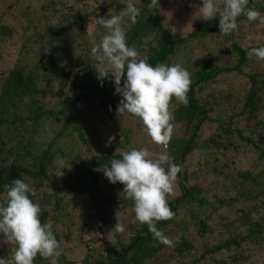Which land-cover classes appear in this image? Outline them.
<instances>
[{
    "label": "trees",
    "instance_id": "1",
    "mask_svg": "<svg viewBox=\"0 0 264 264\" xmlns=\"http://www.w3.org/2000/svg\"><path fill=\"white\" fill-rule=\"evenodd\" d=\"M25 1L9 6H23ZM76 1L75 7L64 0H36L33 8L20 9L22 17L12 22L0 13V202L6 198L5 185L15 179L34 187L37 196L30 198L41 206V222L52 224L63 249L60 227L78 243L76 247L83 245L92 254L81 264H165L173 258L179 264H264V61L247 56L249 49L264 46V40L247 41L245 36L248 29L255 33L261 29L264 35V24L241 16L238 30L221 36L217 15L210 21L198 20L191 33L177 38L163 23L160 10L155 14L147 10L151 0H133L141 14L135 24L126 20L128 45H135L153 66L180 64L192 80L187 106L175 98L170 104L174 133L169 145L164 148L149 140L151 151L167 153L182 168L194 152L210 148L217 175L235 163L227 150L253 156L252 164L236 176L225 174L222 192L235 189L232 198L217 195L212 201L199 185H187V174H178L180 194L167 198L174 215L156 223L172 241L169 246L155 239L147 224L135 220L133 201L120 195L124 186L111 183L103 173L104 165L122 158L121 152L148 146L134 145L138 132L130 123L138 120L144 125L131 114L118 115L122 96L115 94L114 77L109 73L101 80L91 54L92 41L99 43L107 34L98 18L108 16L110 9L119 14L126 0ZM249 7L264 14V0H249ZM43 11L51 21L41 29L36 24L45 17ZM57 11L63 13L59 21L52 18ZM39 12L41 16L36 15ZM22 19L26 28L20 26ZM32 28L31 37L22 41L24 30ZM226 79L237 82L239 89L229 82L232 89L221 90L217 84ZM20 105L24 112H18ZM205 125L212 130L205 139L212 145L208 147L200 141ZM45 126L53 134L50 142ZM57 157L70 169L61 168ZM243 199L254 205L236 219L239 227L228 223L212 227L221 207L237 208ZM117 214L125 231H115V241H107ZM193 227L205 238L203 248L192 262H183L180 257L188 249ZM2 241L0 234V258H5L10 245ZM43 261L37 255L34 264ZM58 264L74 263L63 252Z\"/></svg>",
    "mask_w": 264,
    "mask_h": 264
},
{
    "label": "clouds",
    "instance_id": "2",
    "mask_svg": "<svg viewBox=\"0 0 264 264\" xmlns=\"http://www.w3.org/2000/svg\"><path fill=\"white\" fill-rule=\"evenodd\" d=\"M125 5L117 15L110 9L108 16L98 18V24L107 29V34L99 43L92 41L91 54L97 61L95 69L101 80L109 73L114 77L115 94L122 96L117 105L118 115L127 113L138 117L151 141L167 148L174 133L170 104L175 98L187 106L191 73L180 64L153 66L135 45H128L126 20L135 24L141 9L133 0H126ZM146 7L155 14L161 11L160 0H151ZM194 7H197L195 18L210 21L219 16L221 36L232 35L238 30L237 19L241 16L264 24V14L249 7V0H222V3L203 0L201 6ZM170 30L175 35L177 29L171 27ZM247 56L264 61V46L249 49ZM45 131L50 142L53 134L47 126ZM120 155L122 158L104 165L105 177L113 184L119 182L124 186L120 195L133 201L135 220L147 224L155 239L170 246L172 241L157 229L156 223L174 215L167 198L174 192L181 166L167 153L152 152L147 147L132 148ZM57 162L63 169L71 167L63 158L57 157ZM5 188L7 198L0 202V234H3L2 243L10 245V252L7 257L0 258V264H34L37 255L49 264H58L64 249L52 231V224L41 222V206L30 198L37 196L36 189L22 179L13 180ZM117 221L113 230L123 233L125 228L118 214Z\"/></svg>",
    "mask_w": 264,
    "mask_h": 264
},
{
    "label": "rangeland",
    "instance_id": "3",
    "mask_svg": "<svg viewBox=\"0 0 264 264\" xmlns=\"http://www.w3.org/2000/svg\"><path fill=\"white\" fill-rule=\"evenodd\" d=\"M16 1L17 0H0V13H6L7 14L6 18L9 19L10 22H12V19L14 17H20V16L22 17L20 13V9L22 11V9H25V7H27V5L32 6L36 4V0L32 2L30 0H26L23 6H16V5L13 7L9 6L15 3ZM64 1H67L68 2L67 4H75V7L77 6L76 0H64ZM202 3H203V0H161L160 2L161 19L163 23L166 26H168L169 30L171 29V27H175L177 29L174 35L175 37L180 38V37L186 36L194 30V28L196 27V24L199 23L198 20L201 19V18L194 17L195 12L197 10V7H194V5L201 6ZM46 12L47 11L42 12L43 15L45 16L44 18L42 16L43 18L42 22H37L36 24L41 29L44 28L46 21H49V22L51 21V15ZM42 13L39 12L36 15L41 16ZM36 15H31V17L34 18L36 17ZM62 16H63V13L59 11H57V15L52 14V18H54L55 21H59L61 19L60 17ZM20 22H21L20 26L23 28H26L27 23L25 24L24 19H22ZM255 31L256 30H249V29L247 31L245 30V36H246L247 41L254 40V39H256V41H260V39L264 40V35L262 34V30L259 29L257 30L258 32L256 33ZM24 32H25V35L23 36V38H20L22 41H25L27 37H31L32 35L31 33H33V28L29 32L26 30H24ZM21 57H25V56H21ZM228 80L227 79L223 81L220 80L217 86L220 87L221 90L225 92L231 90L232 88L239 89L237 82L232 81V79H228ZM229 82L232 88L229 87ZM22 107L23 105L19 106L18 112L20 113L24 112V108ZM91 115H94V113H91ZM130 126H133L134 131L138 132L133 142L134 145H137V144L141 146L148 145L147 148H149L150 151L151 149L154 150L153 147L151 146L152 142L150 143L149 141L151 139L149 135L147 134L145 128L142 126V124L140 125L138 120H132V122L130 123ZM211 131L212 130L208 127V125H205V129H203L202 131L203 133L201 134V137H200V141H202L201 142L202 147L212 146L205 140L208 138ZM156 152L164 153L163 151H160V150ZM81 153L83 154L85 153V151L82 150ZM219 154L221 158L223 159L225 158L221 153ZM226 154L230 161L234 160L233 158V154H234L235 163L232 164L231 162L230 168L228 170H225V172H223L222 174L217 175L213 172L215 167L217 166V163L214 162L215 160L214 151L208 148L207 151L203 149V150H198L194 152L188 158V160L182 165L183 174L185 173L188 175L189 180L187 182V185L188 186L199 185L204 191L203 196L206 198H209L212 201L216 200L217 195L226 196L227 198L235 197L237 193L235 189L222 192V187L225 186V184L227 183L225 174L231 173L232 175L236 176L239 170H244L245 168L249 167L252 164L253 156L252 157L246 156L245 153L242 151L236 154L235 150L233 149L227 150ZM178 194H180V191L176 185L174 188V192L168 197L171 198ZM253 205H254V202H252L251 200L243 199V200H239L237 208L230 207L231 205L221 207L219 209L220 210L219 214L214 217L216 221L215 220L213 221L214 224L212 227L217 228L223 223L230 224L231 228H237V226L239 227V225L236 222V219H238L242 215L243 210H248L249 208L253 207ZM196 210L200 211V207H197ZM185 217L187 221L189 219V216L185 215ZM194 227H193L194 235L191 237H188L189 245H188V249L186 253H184V255H182L181 257L177 256V257H180V259H182L183 262H192V260L199 254L201 248H203L202 244H204L205 238H203L200 234H198L197 232L198 227L195 229ZM244 227L245 226H243L241 229L243 230ZM59 229H60L61 234L63 235V237L61 238H62V244L65 247L64 254H65L66 259L71 260L74 264H81L83 261V258L92 256V254H89L86 248H83V245H80L78 247L75 246L78 243L73 242L70 239V236L67 234L68 233L67 230L62 229V227H60ZM227 230H224V231L227 232ZM216 231L214 232L215 235H217ZM115 233H116L115 230H113L110 234H108L106 240L113 241L115 239ZM68 241H71V242H68ZM100 246H103V243L100 244ZM102 250H104V247H102ZM179 263H180V260H178V258H175V259L173 258L171 261H168L165 264H179ZM42 264H49V261L44 259Z\"/></svg>",
    "mask_w": 264,
    "mask_h": 264
}]
</instances>
